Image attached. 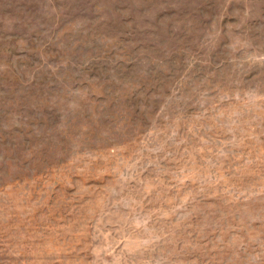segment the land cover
<instances>
[{
	"label": "rangeland",
	"instance_id": "374dc122",
	"mask_svg": "<svg viewBox=\"0 0 264 264\" xmlns=\"http://www.w3.org/2000/svg\"><path fill=\"white\" fill-rule=\"evenodd\" d=\"M0 264H264V0H0Z\"/></svg>",
	"mask_w": 264,
	"mask_h": 264
}]
</instances>
